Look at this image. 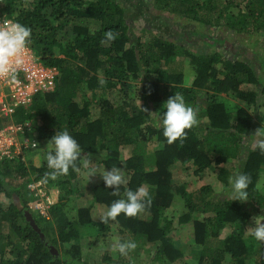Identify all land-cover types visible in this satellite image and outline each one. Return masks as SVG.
<instances>
[{"label": "trees", "instance_id": "1", "mask_svg": "<svg viewBox=\"0 0 264 264\" xmlns=\"http://www.w3.org/2000/svg\"><path fill=\"white\" fill-rule=\"evenodd\" d=\"M144 1L168 25L181 20L208 30L264 36V0ZM0 10L31 29L28 45L60 73L53 90L37 93L29 107L15 110L14 121L29 124L37 148L57 131L67 129L80 145L79 171L85 154L102 151L100 163L124 170L126 187L135 191L143 185L152 201L136 217L121 214L106 225L94 218V207L102 205L106 212L114 200L123 197L125 186L120 189L121 197L113 196L115 188H108L96 176L89 203L69 216L68 200L88 186L79 178V171L70 168L68 174L56 179L49 176L44 182L52 171L45 159L47 148L40 151L36 164L29 165L25 159L37 148L23 158L2 159L0 264H129L131 259L119 253L96 256L85 252V237H93V244H98L116 232L122 242L154 243L149 261L174 264L184 258L172 236L181 226H190L196 244L202 246L195 264H223L227 257L236 264L250 260L264 264V242L247 231L252 227V210L264 209V193L258 185L264 174V154L251 150L246 142L255 132V114H264V71L260 73L259 61L233 46L228 54L224 35L197 30L198 37H205L206 47L200 44L199 51H192L150 27L137 33L123 0H0ZM108 30L118 37L102 45ZM176 56L190 57L195 69L191 83L184 72L164 67ZM100 79L106 83L101 85ZM83 88L87 89L84 93ZM176 92L198 109L199 123L186 130L182 142L168 144L161 115L166 111L164 103ZM223 93L245 104L231 110ZM126 146L131 147L128 155ZM233 161L238 164L233 169L225 166ZM178 164L201 179L216 170L221 189L211 180L187 191L186 183L173 175ZM235 172L251 177L249 200L243 203L233 200L229 177ZM37 180L43 181L52 199L47 214L36 207L35 214L31 208L38 196L29 184ZM177 195L182 196L185 207L178 217L169 218L166 210ZM26 210L33 213L45 234L43 239L27 220ZM217 239L220 245L213 244Z\"/></svg>", "mask_w": 264, "mask_h": 264}, {"label": "rangeland", "instance_id": "2", "mask_svg": "<svg viewBox=\"0 0 264 264\" xmlns=\"http://www.w3.org/2000/svg\"><path fill=\"white\" fill-rule=\"evenodd\" d=\"M124 6L127 7V15L132 21V26L137 33L143 32L145 27H150L154 30L162 32L164 35L167 36V38L176 41L179 44L188 46L192 51H199L200 44L203 47H206V43H204L205 37H198L196 34V31L199 30L203 33H206L208 35H218L223 36V38H226L228 40L227 45L224 46L225 51L227 50L228 54H231V47H235L239 49V51L243 55H248V57L255 59L259 61V71L260 73L264 71V64L261 65L260 61L261 59L264 60V36L263 34H257L255 33H243V34H234L232 32H221L217 31L215 29L208 30L207 27H200V26H193L192 24L185 23L181 20H176L175 25H168L165 23L162 18H158L154 13L150 10V4L148 5L144 0H123ZM213 46V44H209V47ZM214 48H217L213 46ZM211 47V48H213ZM222 50V48H220ZM167 64L164 65L168 70L178 72L182 71L186 75L187 83H191L192 78L195 76V69L190 61V57L187 56H176L175 58L169 60L166 62ZM139 86V85H138ZM136 88V85L134 86V89ZM87 89L83 88L82 93L86 92ZM223 99L225 100V103L227 106L231 109H237L239 106H243L245 104L244 100H241L237 97H234L232 95H226L221 94ZM255 120V126L254 130L264 127V114L258 113ZM8 122V120H7ZM255 133V132H254ZM47 143H39V147L37 150L31 152L26 156L25 161L31 165L38 163V157L41 156V150H45L47 148ZM131 150L130 146H126L124 148L125 155L129 154V151ZM89 156L85 157L83 162V168L80 169L78 172V176L85 184L86 189L84 193H82L79 196H73L71 197L65 208L66 212L69 216H72L76 213V210L79 206L87 205L89 203V199L91 197V187L93 183L97 180V178H100L104 170V166L100 163L101 159L104 158V153L99 155V151L94 153L88 154ZM237 164V162L233 161L230 163L225 164L226 167L233 169ZM173 174L175 176V179L178 182H185L187 191L191 190H197L200 188V185H202L204 182L208 183V181L213 180L214 184L216 186V189L220 190L222 183L218 181V178L215 176L217 174L216 170H211L210 174L207 175L204 179H201V177H198L196 175H192L193 172L191 169H185L184 166L181 164L175 165L173 167ZM236 172L233 174L235 176ZM124 175L126 173L124 172ZM98 176L97 178H95ZM126 178V176H125ZM215 178L217 180H215ZM259 188L264 193V174H260L259 178ZM1 200V199H0ZM6 201V200H2ZM96 208H94L93 216L96 220H99L100 216L105 213V208L102 205H96ZM185 207V201L182 198L181 195H177L174 203L171 205L170 208L166 210V216L169 218L178 217L181 213V211ZM32 211L37 214L36 208L34 206V203H31ZM253 215L249 220V224L254 227L255 222L253 217H258V219L264 220V209L263 208H256L252 210ZM199 215V217H201ZM50 218V217H48ZM188 225V224H186ZM173 238L175 239L176 243L180 246V248L183 250L184 258L182 260L189 261L192 264L197 263V259L200 258L201 252H202V246L196 244L193 231L191 230L190 226H181L177 228L172 233ZM119 233H112L110 236H108L107 240L102 243L93 244L92 240L93 237L87 236L85 237V252L87 254H95L96 256L102 255L104 252H111L112 254H118L119 252H112L111 251V245L114 240L119 239ZM215 245H220V239H217L213 242ZM155 248L154 243H145V244H139L137 245L134 252L126 256V259H131L129 264H158L153 263L150 260V257L152 255V252ZM253 259V258H252ZM180 260V261H182ZM176 261L174 264H181L182 262ZM223 264H236L232 261H230V257H227L225 262ZM248 264H254L252 260L250 262L248 261Z\"/></svg>", "mask_w": 264, "mask_h": 264}, {"label": "clouds", "instance_id": "3", "mask_svg": "<svg viewBox=\"0 0 264 264\" xmlns=\"http://www.w3.org/2000/svg\"><path fill=\"white\" fill-rule=\"evenodd\" d=\"M118 33L108 30L101 40L102 45L113 42L117 39ZM31 38V29L19 22H13L6 17L0 20V78H6L11 83H16V73L24 63V52ZM100 84L106 83L100 79ZM166 111L161 115V127L163 136L168 144H173L177 140L181 142L187 138L186 130L192 129L198 125V109L186 104L184 96L180 92H176L170 96L163 105ZM146 112L148 110L143 108ZM246 142L251 150H259L264 154V127L255 131L248 137ZM34 147L36 144L34 143ZM81 155L80 145L76 139L72 137L67 129L57 131L55 135L47 143V152L45 159L47 166L52 171L46 174L44 182H47L49 176L56 179L58 176L66 175L69 169L76 171V161ZM101 178L108 188H115L112 192L113 196L121 197L120 189L125 186L123 197L114 200L99 218L108 225L124 214L132 218L136 217L146 207L151 205V197L148 190L141 185L135 191L127 188L128 180L125 178L124 170L119 167H112L111 170H104L100 173ZM251 183V177L245 173H238L233 177H229V184L232 186L234 193L233 200L246 202L248 198V186ZM255 226L247 229L255 240L264 242V220L253 217ZM137 244L133 240L120 241L116 239L111 245L112 252H119L122 256H127L130 251L135 250Z\"/></svg>", "mask_w": 264, "mask_h": 264}, {"label": "built area", "instance_id": "4", "mask_svg": "<svg viewBox=\"0 0 264 264\" xmlns=\"http://www.w3.org/2000/svg\"><path fill=\"white\" fill-rule=\"evenodd\" d=\"M5 17L0 10V20ZM24 59V65L17 70L16 83L0 78V160L23 158L29 150L37 148L38 141L29 124L15 122L13 114L18 107H29L37 93L53 90L60 75L57 66L45 64L29 45L24 52ZM29 186L38 196L35 207L40 213L47 214L52 199L43 181H33Z\"/></svg>", "mask_w": 264, "mask_h": 264}, {"label": "water", "instance_id": "5", "mask_svg": "<svg viewBox=\"0 0 264 264\" xmlns=\"http://www.w3.org/2000/svg\"><path fill=\"white\" fill-rule=\"evenodd\" d=\"M27 220L30 222L31 226L38 232L40 233L42 239L45 237V234L42 232L41 228L36 222L35 217L33 216V213L30 210H26L25 212ZM53 250V248H52Z\"/></svg>", "mask_w": 264, "mask_h": 264}, {"label": "crops", "instance_id": "6", "mask_svg": "<svg viewBox=\"0 0 264 264\" xmlns=\"http://www.w3.org/2000/svg\"><path fill=\"white\" fill-rule=\"evenodd\" d=\"M98 152V151H97ZM94 154H95V152H93ZM103 152L102 151H99V155H101ZM88 154H90V153H88ZM88 154H85L84 155V157H83V159H82V163L84 162V159H85V157H87V156H89ZM106 170H111V168H106V167H104ZM94 208H96V207H94ZM94 213V212H93Z\"/></svg>", "mask_w": 264, "mask_h": 264}]
</instances>
